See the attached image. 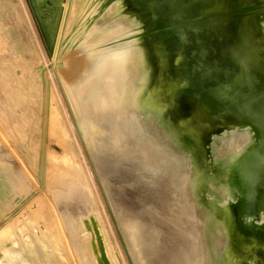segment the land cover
I'll list each match as a JSON object with an SVG mask.
<instances>
[{"label":"bare ground","instance_id":"1","mask_svg":"<svg viewBox=\"0 0 264 264\" xmlns=\"http://www.w3.org/2000/svg\"><path fill=\"white\" fill-rule=\"evenodd\" d=\"M26 2L56 78L21 4L25 17H16L15 26L20 50L9 37L0 39L1 120L39 188L0 143V264H75L41 188L77 264H131L119 228L134 264H264V256L249 255L241 240L238 210H226L227 170L252 145L251 131L238 125L223 130L219 122L203 128L207 166L193 169L192 152L166 120L186 105L188 80L173 43L151 34L158 10L109 0L99 21L81 24L87 36L79 38L71 33L83 0ZM173 101L179 104L167 107ZM190 115L184 112L183 119Z\"/></svg>","mask_w":264,"mask_h":264},{"label":"water","instance_id":"2","mask_svg":"<svg viewBox=\"0 0 264 264\" xmlns=\"http://www.w3.org/2000/svg\"><path fill=\"white\" fill-rule=\"evenodd\" d=\"M108 2L100 1L101 11ZM136 2L158 10L149 23L151 34L173 43L176 63L188 80L183 87L186 105L178 113L166 114V120L179 143L192 152L193 169L207 166L203 128L219 122L223 130L238 125L251 131L252 145L227 170L230 197L226 210H238L237 230L250 248L249 255L260 252L264 256V0ZM252 16L256 18L250 20ZM178 104L173 101L167 107ZM160 109L156 108L161 113ZM184 112L191 115L183 119ZM150 142L160 146L158 140ZM119 235L134 264L120 228Z\"/></svg>","mask_w":264,"mask_h":264},{"label":"rangeland","instance_id":"3","mask_svg":"<svg viewBox=\"0 0 264 264\" xmlns=\"http://www.w3.org/2000/svg\"><path fill=\"white\" fill-rule=\"evenodd\" d=\"M20 2L22 4L23 10L25 12L27 23H28V25L30 27L31 33L33 35V38H34V40L37 43V47L39 49V52L42 54L43 59L46 62L47 66H49L47 69L52 71L54 73V75H55V78H56V74H55L54 67H53L54 62H53L52 58L50 59L49 55L47 54V51L45 49L43 40H42V38L40 36V33L37 30V26L35 24V21L33 19L32 14H31V12L29 10L28 4H27L26 0H25L26 6H25L23 0H20ZM20 2H19V0H0V21L4 25L5 32L8 35V36H6L5 34H3L0 39H1V41H4L5 39L7 40V37H9L11 43H13L14 47L17 48V50L18 49L20 50V43L18 42L16 33H15V31H16V27L15 26H16V23H18V21L16 19L17 18L18 19H23L25 17L23 12H22V10H21ZM83 2H84V8H83V10L81 12L80 17L78 18V21L76 23L77 24L76 28L74 30H72L73 32L71 33V35H74L75 32H79L78 33V37L79 38H85L87 36L85 24L87 25V23H89V21H92V20L96 21V22L99 21V19H101L103 17L104 13H105V10H102V11L100 10V7H99L100 6L99 5L100 1L99 0H83ZM94 8H97V9L92 12V10ZM27 9H28V11H27ZM81 24H83L85 27H83V29H81L79 31V28H80ZM71 35L69 37H71ZM6 48H9V47H6ZM2 54H3V52L0 51V55H2ZM56 82H57V79H56ZM57 85H58V83H57ZM58 89H59V87H58ZM56 94H57V98H58V100H59V102H60V104H61V106L63 108V111H64V114H65V116L67 118V121H68V123H69V125H70V127H71V129L73 131V136H74L75 141H76V143H77V145H78V147H79V149L81 151L82 158H83V160L85 162V165H86V167H87V169L89 171V175H90V177H91V179H92V181L94 183V179H93V176H92V174L90 172L89 165H88V163H87V161L85 159V156H84V154L82 152V148H81L79 139L76 136L75 131L73 129L71 118L69 116L68 110H67V108H66V106L64 104V100H62L63 98H62L60 90ZM1 95L2 94L0 93V143H4L11 150V152L17 157V159L19 160L20 164L23 166L25 171L28 173L30 178L33 180V183L35 184V186L37 188H39V182H38L36 176L30 171V169L26 166L24 161L19 156V154H18V152H17V150L15 148V145L13 144V142H14L13 138H11V136H9L7 132H5V129H4V126H3L2 120H1V116L4 114L3 107H4L5 104L2 103L3 96H1ZM97 177H98V175H97ZM98 180H99V177H98ZM99 186H100V188L102 190V194H103V196L105 198L107 207H108V209H110L109 208V203H108V201L106 199V196L104 194V191H103V188H102L100 180H99ZM38 192H41L45 196V198L49 201L51 207L53 208L55 216H56V218H57V220H58V222L60 224L61 230L63 231L64 238H65V240L67 242L69 251H70L71 256L73 258V261H74L75 264H77V261L75 259V256H74L73 252H72L71 246L69 244L68 238L66 237V235L64 233V230H63L59 215L57 213V210H56V208H55L50 196H48L46 194V192L42 188L39 189ZM107 219L109 221L108 216H107ZM109 224H110V221H109ZM110 226H111V224H110ZM111 229H112V226H111ZM115 239H116V237H115ZM120 239H121V237H120ZM121 242L123 244L122 239H121ZM123 246H124V244H123ZM118 249H119V251L122 254V251H121L119 246H118Z\"/></svg>","mask_w":264,"mask_h":264}]
</instances>
